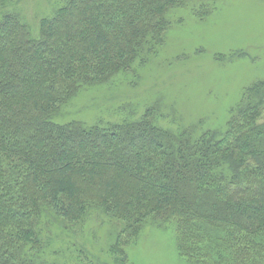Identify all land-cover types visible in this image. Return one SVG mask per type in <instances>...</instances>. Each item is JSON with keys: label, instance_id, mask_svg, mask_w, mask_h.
I'll use <instances>...</instances> for the list:
<instances>
[{"label": "trees", "instance_id": "1", "mask_svg": "<svg viewBox=\"0 0 264 264\" xmlns=\"http://www.w3.org/2000/svg\"><path fill=\"white\" fill-rule=\"evenodd\" d=\"M215 2L67 0L34 35L21 5L0 0V264H57L48 217L73 227L94 212L119 229L111 261L77 264H130L146 226L173 223L190 264H264V80L222 132L164 127L157 103L117 121H53L84 89L134 83L171 12L206 20Z\"/></svg>", "mask_w": 264, "mask_h": 264}, {"label": "rangeland", "instance_id": "2", "mask_svg": "<svg viewBox=\"0 0 264 264\" xmlns=\"http://www.w3.org/2000/svg\"><path fill=\"white\" fill-rule=\"evenodd\" d=\"M66 1L16 3L21 5L23 22L37 35L41 19ZM214 6L206 20L196 17L190 7L171 12L166 45L134 83L121 79L115 85L84 89L53 121H117L124 116L122 107L140 113L157 103L164 127H197L199 134L222 132L243 90L264 80V0H216ZM97 213L73 227L48 217L53 262L77 264L83 255L101 263L111 261L109 250L119 229ZM176 239L174 223L146 226L127 249L130 264H190L179 255Z\"/></svg>", "mask_w": 264, "mask_h": 264}]
</instances>
